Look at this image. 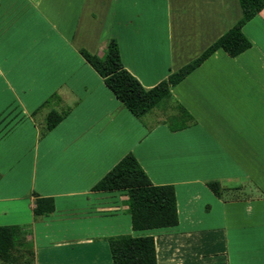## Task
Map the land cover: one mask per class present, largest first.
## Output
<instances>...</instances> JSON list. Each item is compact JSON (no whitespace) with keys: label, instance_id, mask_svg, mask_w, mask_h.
<instances>
[{"label":"crops","instance_id":"0c3cea01","mask_svg":"<svg viewBox=\"0 0 264 264\" xmlns=\"http://www.w3.org/2000/svg\"><path fill=\"white\" fill-rule=\"evenodd\" d=\"M240 17L237 0H0V226L32 264H111L119 234L151 235L156 264H264V8L248 49L215 50L140 118L78 52L113 38L150 88ZM50 110L67 114L46 131ZM127 152L173 185L176 225L134 230L124 191L91 189Z\"/></svg>","mask_w":264,"mask_h":264},{"label":"trees","instance_id":"16d2710c","mask_svg":"<svg viewBox=\"0 0 264 264\" xmlns=\"http://www.w3.org/2000/svg\"><path fill=\"white\" fill-rule=\"evenodd\" d=\"M241 17L198 56L170 72L150 88L143 87L135 76L123 67L117 43L110 38L102 56L79 48L80 56L102 78L104 85L115 98L136 118L142 117L169 90L193 71L215 50L222 49L228 56L235 57L251 46L242 31V26L264 8V0H237ZM50 100V98H48ZM46 100L47 102L49 100ZM66 111L50 110L46 116L45 130L58 124ZM184 117V116H182ZM189 118L188 116H186ZM207 188L221 198L223 188L216 179L205 182ZM94 191H124V211L130 216L132 229H150L177 224L175 192L172 184H153L132 152H127L91 187ZM49 209L51 204H49ZM35 213H44L40 205ZM48 211V210H47ZM17 226H0V260L8 264H32L31 247ZM111 264H156L154 239L151 235L132 236L119 234L107 238Z\"/></svg>","mask_w":264,"mask_h":264},{"label":"rangeland","instance_id":"374dc122","mask_svg":"<svg viewBox=\"0 0 264 264\" xmlns=\"http://www.w3.org/2000/svg\"><path fill=\"white\" fill-rule=\"evenodd\" d=\"M247 192V191H246ZM249 193V192H248ZM256 192H255V190L253 191V188H252V192L250 193V195H254ZM231 195V194H230ZM232 195L233 196H237V193H235V192H233L232 193ZM256 195V194H255ZM28 243V242H27ZM26 247L28 248V247H31V244L30 243H28L27 245H26Z\"/></svg>","mask_w":264,"mask_h":264}]
</instances>
